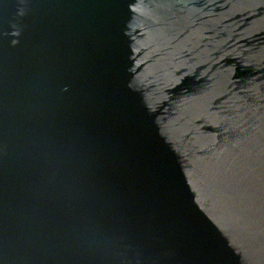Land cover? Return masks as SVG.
Returning <instances> with one entry per match:
<instances>
[{
  "label": "water",
  "instance_id": "water-1",
  "mask_svg": "<svg viewBox=\"0 0 264 264\" xmlns=\"http://www.w3.org/2000/svg\"><path fill=\"white\" fill-rule=\"evenodd\" d=\"M0 264H264V0H0Z\"/></svg>",
  "mask_w": 264,
  "mask_h": 264
}]
</instances>
